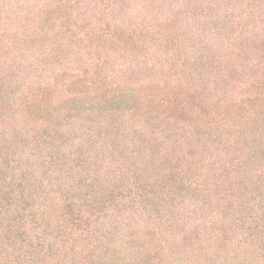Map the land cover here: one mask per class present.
Returning a JSON list of instances; mask_svg holds the SVG:
<instances>
[{
    "label": "trees",
    "instance_id": "obj_1",
    "mask_svg": "<svg viewBox=\"0 0 264 264\" xmlns=\"http://www.w3.org/2000/svg\"><path fill=\"white\" fill-rule=\"evenodd\" d=\"M0 264H264V0H0Z\"/></svg>",
    "mask_w": 264,
    "mask_h": 264
}]
</instances>
